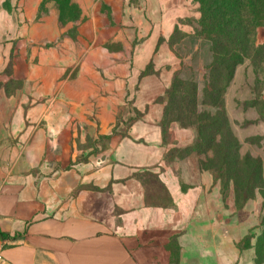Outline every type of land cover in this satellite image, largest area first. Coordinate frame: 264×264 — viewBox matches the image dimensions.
Returning <instances> with one entry per match:
<instances>
[{"label": "crops", "instance_id": "obj_1", "mask_svg": "<svg viewBox=\"0 0 264 264\" xmlns=\"http://www.w3.org/2000/svg\"><path fill=\"white\" fill-rule=\"evenodd\" d=\"M43 1L0 11V264H254L240 238L216 232L213 174H187L186 159L167 155L194 139L176 123L164 136L154 99L168 79L144 83L148 108L114 141L113 163L56 167V138L65 151L72 118L109 134L128 99L132 80L112 45L121 39L138 63L150 61L191 0H76L77 36L61 41L59 13L40 15ZM56 90L68 105L60 113Z\"/></svg>", "mask_w": 264, "mask_h": 264}, {"label": "rangeland", "instance_id": "obj_2", "mask_svg": "<svg viewBox=\"0 0 264 264\" xmlns=\"http://www.w3.org/2000/svg\"><path fill=\"white\" fill-rule=\"evenodd\" d=\"M18 1L0 0V11L5 9L10 14L17 13ZM137 2L138 0H129L131 5H137ZM48 10H55L59 13L60 24L65 30L58 39L59 41L63 36H77L80 11L76 0H44L40 8V15L48 12ZM62 14H64L63 18ZM199 17V4L195 0H191L190 14L179 19L171 36L159 39L153 58L144 64L138 63L134 59V53L126 52L127 49L121 39L112 45L113 49L123 52L119 55V61L121 65L125 64L126 68H120V75L132 80L128 83L130 87L128 88V99L120 105L118 120L109 134L95 133L92 128H89V125L80 124L78 119L72 118V133L65 135L69 142L65 151L61 144L62 135H58L56 138L59 141L54 151L57 168H71L81 163H92L97 167L108 162L113 163L114 141L116 142L120 140L122 135H126L134 121L141 119L148 108V104L147 107L144 105L146 100L144 101V98L138 100V96L144 83L150 79L162 78L170 81V86L164 93L154 99L158 104H164V110L169 100V91L173 89L176 79L180 78L198 83L199 105L193 111L194 114H192L190 122L194 121L195 114H215L216 109L202 103L205 85L204 74L206 73V66L213 60V55L210 50V42L206 38L198 37L195 33ZM106 24L109 25V20ZM122 28L120 25V29ZM141 41L135 38L133 46L136 47ZM257 43H264V26L257 31ZM109 46L111 47V45ZM13 57V55L9 57L7 69L11 66ZM102 57L104 63L110 61L108 52H103ZM9 71L7 70V72ZM107 73L108 70H104V76ZM254 83V72L252 67L246 63L237 68L234 80L225 93V112H227L230 126L241 145L240 163H232L231 165V171L239 180L237 184L229 178L225 169L220 171V159L216 160L215 153L209 152L208 155H205L190 149L197 141L198 130L196 126L189 125V119H183L184 122H176L172 121V118L165 119L163 113L160 125L164 128V132H166L164 136L168 140H170L168 129L174 123L193 130L194 139L191 144L173 148L167 155L173 158L186 159L187 164L183 168L187 174L197 172L200 174L203 171L213 174L219 199L214 213L216 232H224L226 236L240 238L239 247L253 253L254 264H264V91L261 97L262 101H256V95L252 93L255 87ZM6 87L8 93L15 88L14 84H9V82ZM58 93L59 90H56L54 109L60 113L64 109L66 110L68 105L63 103V98ZM254 100L256 104H253ZM246 156H249L250 160L244 165L243 159ZM258 161L261 163L260 167L256 165V163L259 164ZM92 165L90 166L91 169H93ZM249 166L251 168L255 166L259 169L263 178L262 182L258 183L256 182L257 175H254L253 179H255L257 186L253 189L245 182L249 173ZM225 222L226 230L222 231V227L225 226L221 225Z\"/></svg>", "mask_w": 264, "mask_h": 264}, {"label": "trees", "instance_id": "obj_3", "mask_svg": "<svg viewBox=\"0 0 264 264\" xmlns=\"http://www.w3.org/2000/svg\"><path fill=\"white\" fill-rule=\"evenodd\" d=\"M195 1L199 4L200 12L195 33L210 42L213 55V60L206 66L204 74L202 103L216 109V112L214 115L195 114L194 121L190 122L193 111L199 105L198 83L179 78L169 91L164 117L172 118L176 122L189 119V125L196 126L198 130L197 141L190 149L205 155L209 152L215 153L216 160L220 159V171L225 169L229 178L237 184L239 180L231 171V165L240 163L241 145L225 112V93L234 80L237 68L248 63L255 77L252 93L256 95V101L261 100L264 91V43H257V31L264 26V0ZM63 16L64 14L62 18ZM255 100L253 104H256ZM248 160L249 156L243 159L244 165ZM256 165L260 167L261 163ZM254 175L258 178L256 182H262L260 170L249 166L245 182L252 189L257 186ZM236 189L238 192L237 186Z\"/></svg>", "mask_w": 264, "mask_h": 264}]
</instances>
